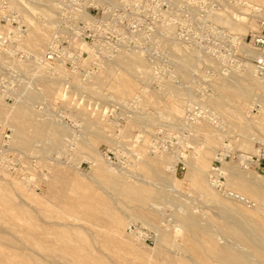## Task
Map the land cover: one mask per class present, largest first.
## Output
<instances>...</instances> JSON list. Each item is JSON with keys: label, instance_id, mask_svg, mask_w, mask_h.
<instances>
[{"label": "rangeland", "instance_id": "rangeland-1", "mask_svg": "<svg viewBox=\"0 0 264 264\" xmlns=\"http://www.w3.org/2000/svg\"><path fill=\"white\" fill-rule=\"evenodd\" d=\"M235 1H239L236 4L233 2L234 6H236L235 8H232V5H225L222 10H224L225 13L230 14L231 16H236L241 13V16L245 18L246 22L248 21L247 24L249 25L248 30L245 32L230 30L223 23H220L216 20H213L215 26H212L210 24L212 23L211 17L205 18L206 15H201L200 13L203 12H201L200 10L195 12L194 14L189 13L188 6L186 5L185 0H182V2L178 0H161L159 7L168 11V13L165 15L161 14L154 16L145 15L144 23L148 22L154 24L153 29L134 31L132 33L131 41L128 42V47L124 49L127 51H138L139 53L142 52V57H144L147 64L150 65L152 71V76L150 77L151 79L141 83L139 81L140 79L137 76H132L131 74L125 72L126 70L123 68L122 63L116 62L115 64V61H111L109 62V64H111L112 66L110 65L111 68L109 66L110 71L108 73L109 75L106 76V79L104 78L105 82L103 81L104 83L100 85L97 84L94 78H87V74H89L91 71H98L101 60L118 51L101 50L99 47L90 46L92 48V52L88 49H85V51L83 50L81 52L82 59H80L79 62H77L75 58H70L69 62H67L68 64L61 63L64 68L71 72L72 76L70 78H74L68 79L69 76L66 74L58 75L59 82L60 80H62V83H68L67 89L69 91L67 92V96L64 99L56 97V88L49 89L48 86L45 85L43 80L39 78L41 77V74L34 71L38 60L33 57L34 52L31 49V46L25 41L19 40L18 37L11 38L10 34H8V31L6 30L7 27L13 28L15 30L17 29V36H19L18 33H20L21 39L25 34L29 33L32 28H34V23L36 21L35 17L37 16L35 14L34 16L32 12L29 11V8H26L24 6H10L9 0H6L5 4L0 3V32L5 33V35L7 36L6 39L12 41L13 44L9 50V53L3 51L4 53L2 52V56L0 55V75L2 74L4 69L10 68L16 69L20 71L22 75H24L22 79L17 82L15 91V96L16 94L17 96L15 100L19 101L21 98L23 100L30 94L31 104L35 108L37 107L36 109L40 110L35 111L37 119L36 122L39 124V127L43 124L47 125V121L52 120L53 122H55V124L61 123L62 126L66 124V127L64 126V129H67L65 130L67 132H61L59 139L55 143L50 139L48 134L37 133L34 131L35 128L33 127L29 128L26 135L24 136V138L27 140V144H22L19 141V136L17 138H14L12 143H10V156L8 159L14 164V167L17 170H10L0 163V175L8 171L10 172V174L12 173L11 175L14 180L15 178H17L16 180H25V183H22L23 189L21 190L16 186L7 191H4L3 189L0 190V212L4 213L5 211V215L0 216V224L5 228L10 229L11 234L13 233L17 237L23 236V233L20 232V229H22L23 226L17 225V222L14 219L21 214L16 211L15 213H13L14 217L8 215L7 212L9 211V208L4 200L5 195H9L10 198H13L14 200L18 199L17 195H22L31 203H33L34 207H36L35 210L37 212L33 211L31 217L29 218V216H27V218H29V220L31 221L33 220L38 224L47 225V222H50L56 218L51 217V214L47 216L42 214L38 208V205L40 203L43 205L47 204L50 209L55 210L57 213H59V215L64 213V215H62V217L64 216V219H74L72 216L65 212L66 209L62 205V201L59 198L53 197L48 190H45V187L47 188V184H49V182L51 183L53 176L59 169L69 171L75 174L78 178H81V180L89 181V179H91L89 177H92V175H98L96 174L98 173L97 166L94 162L98 164L101 163L100 165L106 168L107 166H109V163L106 162L107 160H105L107 158L111 163H113V166L118 167H116L117 170L121 169L120 171H126L125 174H128L130 177V174L132 173V175H137V178H145L147 179V181L156 184L158 188L161 187L160 189H162L163 192L167 194V197L159 199L158 204L141 203L139 200L135 199L136 196L134 193L125 191L123 188L117 190L111 186H107V184L104 185V181L103 183H101V188L100 176V178L97 176V179H99L100 181L99 184L96 181H89L90 188L94 191L96 190L97 193L100 194V202L103 206L111 207L113 209V212L123 215V217L127 215L123 228L125 237L120 238L118 237V234L113 232L117 239H115L113 243L112 241H108L112 244L107 243L108 245L106 249L109 250L106 252L112 261L111 264H168L165 260V258H167V255L169 256V254H171L178 258L179 256L175 254L177 251L171 246L170 241L172 238H174V236L175 238H177V240L181 241V236L179 237V235L185 234V230L180 226V223L177 221V217L173 216V214L178 210L179 206L182 203L185 204L188 210L192 212L194 211V214L200 216L203 220L213 219L215 221H220V219L218 218L219 215L217 209H215L207 200L203 192L195 186V180L184 177L185 172L189 170L187 162H191L194 159L192 158L193 151H195L196 147H203L205 145L201 141L203 140V137L201 136L202 134L191 127V122L187 121L185 117L188 105L199 101H201V103H203V101L206 102L204 107L207 108L208 114L204 117V122L202 121L201 123H204L206 125V128L208 129L210 134L209 138L215 144L211 159L209 160V163H207V171L204 175H201V178H203V180L208 183L211 190L212 188H214L212 191H215L220 195L222 194L221 196L226 197L224 193L213 187L209 181L211 173L210 167L213 165H218L221 166V169L224 170H222L225 174L224 181L226 182V185L229 189L236 192L238 191L230 184V182H228L229 172L227 169H231L233 172L247 178L249 181L252 178V180L256 181L255 184L257 186V189H259V192L264 196V186H261L262 184L264 185V180H261L262 178L264 179V162H262L260 165H257V162H255L251 164L249 168H243L240 166L236 158L241 154L258 155V153L260 152V147L264 145V140H262V138L264 139V99L263 103H260V98H258L259 96H257L254 100H249L242 104L243 113L239 115V118L245 124L248 123L246 127L247 129L243 127V129L245 128L244 130H239L240 127L228 128L220 125L218 117L220 115L218 114V111L214 106V100L218 97L214 88L217 82L225 80L224 78L231 72L235 71L237 73H240L242 70L239 66L241 61L236 63V57L235 60L233 58L223 61L218 56L224 57L223 55L232 54V56L234 57V55H238L239 53H241L239 45H237V43H235L231 37L233 35L242 37L243 39L247 37L245 40L247 43L243 44H248L247 47H252V44H250L251 36L254 32L259 30L260 27L258 28V24L264 17V15H262V18L260 16H258L257 18L255 17L257 21H253L252 14L256 13L253 8L254 6L256 7L257 4L262 3L261 0ZM7 5H9V7H6ZM213 5V7L215 8L220 7V4H218V2L213 3ZM204 9L205 6L202 10ZM7 13L14 15V21L7 22L6 20H3V17L7 15ZM56 19L57 14L55 17V22L51 24L52 27L50 26L51 28L49 27L48 29L50 40L54 33ZM32 21L33 23H31ZM170 27L173 28L172 31L169 30ZM49 42L47 41V44H45L43 48V52L41 54L42 60L48 49L47 47ZM174 42L179 44V49L171 48L170 44ZM72 47L73 49H76L75 47L77 46ZM173 51L175 54L173 53ZM185 53H187L188 55L186 56ZM10 54L11 56H9ZM189 55H191V59L189 58ZM178 56H180V60L182 56L185 60V63L184 61H180L178 59ZM14 58L17 60H15ZM247 60L253 62V59L245 58V61ZM71 62L73 64H71ZM186 63H189L188 65L190 68L186 66ZM112 67L114 68V70ZM35 72L37 73V75L35 74ZM209 74L212 75V80V77L209 76ZM128 75H130L131 77ZM78 76L81 77V81L85 78H87V80L89 79V83L87 84V86H89L90 88L79 85L78 83L80 81H78ZM129 77L132 78L131 80L133 84L129 87L121 86L120 84ZM211 81L213 82L212 85L209 84ZM167 82L170 83L177 91H164L165 87L163 84ZM72 84H75V86ZM223 84L226 85L225 81L223 82ZM61 87L65 89V85H61ZM74 87H77V89ZM162 91H164V93H162ZM185 91H188L187 93L190 96L187 95ZM0 93L2 94L1 91ZM191 95L194 97V100H189ZM209 98L212 99L207 102ZM3 100L4 101L2 102H5L6 108L4 110L3 116L0 117V133L8 129L11 138L13 129L11 125L13 124V121L8 120L7 118H11L9 108L12 105L14 106L16 101L7 100L6 98H4ZM222 100L226 104V107L231 110L238 103L229 96L222 97ZM253 101H257L261 104L259 111H255L254 114L251 113V106L249 107V105H252ZM165 106L174 107L177 108V110H168L164 108ZM106 107L113 109L112 114L116 113L118 117L122 118L119 126L115 125L112 121L109 120V117H107L108 112H104V108ZM58 110H63V113L69 116L70 119L78 120L80 122L79 128L61 120L57 115ZM5 114H7V117L5 116ZM44 121H46L47 123H45ZM215 121L217 122L215 123ZM99 127L105 128L106 134L111 136L108 137L113 138L114 141H109V139L107 141V139L105 140L104 138H96L95 130L99 129ZM78 129L79 132H81V135H79L78 137L73 136L74 132H77ZM138 135L140 137H138ZM192 135H194L195 137ZM199 136L201 137L198 138ZM81 137H83L85 141L86 139L91 141L92 145L89 148L81 145V143L84 141L83 138V140L80 139ZM136 137H138L139 139ZM250 139L260 140V142L254 143V145L250 149L245 148L243 142L250 141ZM155 140L166 144L168 148H160L164 150L161 152L153 149L152 142L154 143ZM226 143H228L229 145V150L232 157H227L226 159H223L224 161L221 160L223 161L222 164L216 163V159H219L217 155H219V152L222 151L224 144ZM73 147L74 149H72ZM94 150H99L101 154L96 152L94 153ZM158 154L160 155V157L158 156ZM87 155L89 157H93L92 160L90 158L91 161H89ZM146 156H149L152 161L154 159V162L157 161V163H161L160 169L164 174L162 178H155L152 174L149 173V171L144 169L143 160L146 159ZM73 158L75 161L71 162ZM68 162L75 163L76 168L80 171L68 167ZM60 166H62L63 168H61ZM55 167L57 169H54ZM51 173H53V176L51 175ZM19 176L21 177L19 178ZM132 177L134 180L136 179L134 175ZM257 177H259V179ZM128 179L130 178L128 177ZM239 194H241L244 198H250V200L253 202V206L255 208H260L258 214V226H261L264 229V198L262 197V194H259L258 196L252 195V197L244 194L243 192H240ZM57 204L62 205V207H57ZM246 205L249 206V203L247 202ZM50 206H52L53 208H51ZM145 211H148L147 213H149L147 216V219L149 221L144 222L143 220H141L142 218L131 217L132 213L137 214L139 212ZM35 213H38L37 215L40 217H38ZM100 217H102L103 224L108 225L110 223V217L107 216L106 218L103 214H101ZM43 221H45L46 224ZM130 222L138 223L139 225L150 229L153 233V238L142 242L135 241L136 243H134V241L131 239L133 237L129 235L130 231L128 229V224ZM164 228L168 229L169 232L168 237L166 238V240L168 239L167 241H169V244L168 242L163 241L162 243L166 244H161V240L158 238L157 231L155 230ZM178 228H181V230L183 229L182 233H178L179 235L177 233H174ZM209 228L210 229H208V232H211V229H215L213 228V226H210ZM49 239L50 237L48 235L44 237V240L46 241ZM101 239L102 238L99 239V242L103 241V239ZM219 239L221 242L225 240L221 237H219ZM229 241L233 242L231 239H229ZM31 246L34 250L39 251L37 245ZM252 247L253 246L248 245L244 248L253 250ZM0 249H4V245H2L1 243ZM6 250H9L8 253H10V251L12 252V249L5 248V251ZM12 260L13 259H9L8 261L11 262ZM255 264L259 263L255 262Z\"/></svg>", "mask_w": 264, "mask_h": 264}, {"label": "bare ground", "instance_id": "bare-ground-1", "mask_svg": "<svg viewBox=\"0 0 264 264\" xmlns=\"http://www.w3.org/2000/svg\"><path fill=\"white\" fill-rule=\"evenodd\" d=\"M9 1H10V6L11 5L24 6L26 8H29V11H31L33 15L35 14L37 16L35 17L36 21L34 20L35 21L34 28L31 27L32 30H30L29 33L25 34L21 39H20L21 37L20 33H18L19 36H17V31H18L17 29L15 30L13 28L7 27L6 30L8 31V34H10L11 38L18 37L19 40H23L31 46V49L34 52L33 57L36 60H38L37 64L35 63L36 66L34 68V71L41 74V77L39 76L37 77L41 78V80H43V82L45 83V85L48 86L49 89L56 88L55 89L56 97H59L60 99H64L67 96V92L64 90L63 87H61V85H66V84H64L65 82L62 83V80H60L59 82L58 75L66 74L69 76L68 79H74V78H70L72 76L71 72L67 70L66 68H64L61 63H57V62L43 63L42 55H41L45 44H47V41L49 42L50 40L48 29L51 26V24L55 22L56 11H57V5L55 1L54 0H9ZM261 1L262 3H259L260 5L257 4L256 7L254 6L253 8L256 12L255 14H252L253 21H257L256 18L258 16L262 18V15H264V0H261ZM6 7H9V5H7ZM212 16L214 20L220 23H223L225 26H227L230 30H233V31L245 32L249 28V25L247 24L248 21L246 22L245 18L241 16V13H239L236 16H231L230 14L225 13L224 10H221L219 12L213 13ZM262 19H264V17ZM31 23H33V21ZM259 27H260V22L258 24V28ZM75 44H77L82 49V51L83 50L85 51V49H88L89 51L92 52L91 50L92 48L90 47V45L88 43H85L84 41H79V42L77 41ZM170 45H171V48L173 49L175 48L179 49L178 48L179 44L175 42L171 43ZM245 45L243 44V46L241 47V51L243 52V54L249 59L257 58L259 55V52L253 46L247 47L248 44L246 46ZM2 52H3V49L0 48V55L2 54ZM141 53H139L138 51H134V50L133 51L121 50L116 53L110 54L108 57L103 58V60H101L99 64V70L98 71L96 70L95 72L91 71L89 74H87V78L88 77H90L89 79L94 78L97 84L99 85L104 83L105 82L104 78L106 79V76L109 75L108 74L110 71L109 69L112 66L111 64H109V62L115 61V64L116 62L122 63L123 68L126 70L125 72H127L128 74H131L132 76L133 75L137 76L140 79L139 81L141 83H143L144 81H148L149 79H151L150 77L152 76L151 75L152 71H151L150 65L147 64L144 57H142ZM11 54L9 56H11ZM185 54L186 56L188 55L187 53ZM190 56L191 55H189V58L191 59ZM179 57L180 56H178V59ZM182 59L183 57L181 56V60L180 59L179 60L184 61L185 63V60L184 59L182 60ZM188 64L186 66L190 68ZM239 66L241 67L243 71L241 70L240 73H237L235 71L231 72L229 75H227L224 78L225 80L219 81L215 85L214 88H215V91L218 97L214 100V106L216 110L218 111V114L220 115L218 116L220 125L228 127V128H231V127L239 128L240 127L239 130H241L243 129V127L246 128L248 125V123L245 124L239 118V115L243 113L242 104L249 100H254L257 96H259L258 98H260L259 102L263 103L264 80H262L259 77L257 78L256 76L257 74H255L256 67L253 62L244 60V61H241ZM36 72L35 74L37 75ZM130 77L124 80L123 83H121L120 85L123 87L131 86L133 82L131 80L132 78ZM78 78H79L78 81H80L78 83L79 85H82L83 87H86V88H90L89 86H87V84L89 83V79L87 80V78H85L84 80L82 79L81 81L80 79L81 77L78 76ZM224 81L226 85L223 84ZM75 84H72V85L75 86ZM163 85L165 87L164 91L166 90L167 92H174V90H176L168 82ZM74 88L77 89V87H74ZM164 91H162V93H164ZM187 92L185 91V93ZM187 95L189 94L187 93ZM225 96L232 97L236 102H238L236 106L233 107L232 110L226 107V104L223 102L222 97H225ZM3 99H4V95L0 93V117L3 116L4 110L6 108L5 102L4 103L2 102L4 101ZM30 99H31V96L29 94L23 100L22 98L19 101L17 100L18 102L15 100L16 101L15 105L14 106L12 105L9 108L11 118L10 119L7 118V119L13 121V124L11 125L13 127L12 135H11L9 142L12 143L14 138H17L19 136V141L22 144H27L26 142L27 140L24 138V136L26 135L28 129L31 127L35 128L34 131L37 133L48 134L50 139L54 143L57 142V140L59 139V136L61 135V132H64L65 130H67V129H64L66 127L65 126L66 124L62 126L61 123L55 124V122H53L52 120H49L47 121L48 123L44 121L45 123H47V125L43 124L45 126L41 125L39 127V124L36 122L37 119H36L35 111H40V110L36 109L37 107L35 108L31 104ZM211 99L212 98H209L207 102L210 101ZM189 100H194V97L191 95ZM199 102L201 103V101ZM201 104L204 106L206 102L203 101V103ZM250 106L251 105H249V107ZM164 108L168 110L170 109L177 110V108L170 107V106H165ZM6 115L7 114H5V116ZM202 121L204 122V118L191 123V127H193L195 130H197L198 132L202 134L201 136L203 137L202 138L203 140L201 141L205 145L203 147H196L195 151H193V154H192V158L194 159L191 162L186 161L187 165L189 166V170L185 172L184 177L195 180V186L203 192L207 200L212 204V206L215 209H217V212L219 215L218 218L220 219V221H215L209 218H207L209 220H203L200 216H197L196 214H194L195 213L194 211L192 212L188 210L185 204L182 203L179 206L178 210L173 214V216L177 217V221L180 223V226L185 230V234L179 235L178 233H182L183 229L181 230V228L180 229L178 228L179 230L176 229V232L174 233L175 234L177 233L179 237L181 236V241L177 240V238H175L174 235H173L174 238H172L170 241L171 246L175 248L177 251L175 254H177L179 257L177 258L169 254V256L167 255V258H165V260L168 264H255V262L259 264H264V229L261 226L260 227L258 226V214H259L260 208L259 207L255 208L250 198L247 199L245 197L244 198L245 201H238L227 195L226 197L221 196L222 194L220 195L219 193L212 191L214 188L211 187L212 188L211 190L209 188L208 183H206L205 180L201 178V175H204L205 172L207 171V163H209V160L211 159L212 153L215 148V144L209 138L210 137L209 131L206 128V125L204 123H201ZM95 131H96L95 132L96 138H104L105 140L107 139V141L108 139L109 141H114L113 138L108 137L110 135L106 134L105 128L99 127V129ZM201 136H199L198 138H200ZM138 137L140 136L138 135ZM82 138L83 137H81L80 139ZM262 140L264 139L262 138ZM256 142H260V140L250 139V141H244L243 145L245 146V148L250 149ZM81 145H83L86 148H89L92 145V142L89 141L88 139H86L85 141L84 139ZM72 149H74V147ZM95 152L101 154L99 150H94V153ZM158 156L160 157L159 154ZM148 157L146 156V159L143 160L144 169L149 171V173L152 174L155 178H158V179L162 178L164 174H163V171L160 169L161 163H157V161L154 162L155 161L154 159L152 161V159ZM87 158L89 159V161H91L93 157H89L87 155ZM218 158L223 160V158H220L219 156ZM70 160H71V157H70ZM105 160H107L106 162L109 163V166H107L106 168L100 165L101 163L98 164L94 162L95 165L97 166L98 173L96 174H98L97 175L98 177L99 176L101 177V182L99 181V179H97L98 177L95 175H92V177H89L91 178L89 179V181H96L98 184L100 182V186H101V183H103L104 181V185L107 184V186H111L117 190L123 188L125 191L134 193L136 196L135 199L139 200L141 203L158 204L159 199L167 197V194H165L163 190L160 189L161 187L158 188L156 184H154L153 182L147 181V179L145 178H139V177L137 178V175L135 176V174H133L134 177L136 178L134 180L132 177L133 176L132 173L130 174L131 175L130 177L128 174H125L126 171L124 172L122 170L123 171L122 172L120 171L121 169L117 170L118 167L116 166L117 167L116 168L115 166H113V163H111L107 158ZM74 161L75 160L73 158L71 162H74ZM71 162H68L67 164L68 167H71L72 169H77L76 164L71 163ZM60 167L63 168L62 166ZM54 169H57V168L55 167ZM210 170H211V173H210L209 181L212 184V186L215 187L213 183V179H212L213 174L215 172L214 165L210 167ZM218 170H220L224 174L223 172L224 170L221 169V167ZM227 170L229 172L228 182H230V184L236 190H238L237 193L243 192L244 194L251 196V197L252 195L258 196L259 194H262L259 192V189H257V186L255 184L256 181L252 180V178L249 181L247 178L240 176L238 173L233 172L231 169H227ZM77 171H80V170L77 169ZM11 174L10 172L7 171V172H4V174L0 175V190L3 189L4 191H7L15 186L20 190L23 189L22 183L25 180L24 181L19 180V179L16 180L17 178H15L16 180L15 181ZM51 175L53 176V173H51ZM20 177L21 176H19V178ZM128 177L130 179H128ZM257 178L259 179V177ZM261 180H264V179L262 178ZM89 181L81 180V178H78L75 174L69 171L61 170V169L57 170V172L53 176V179L51 180V183L49 182V184H47L48 185L47 188L44 186L45 190H48L53 197L59 198L62 201L63 207L66 209L65 212L68 213L70 216H72L74 219H71V220L66 219V218L64 219V216L62 217L64 213L59 215V213H57L55 210L50 209L47 206V204L45 205L41 203L39 205L37 204L42 214L46 216L51 214L50 215L51 217H56L54 220L47 222V225H41V224L34 222L33 220L32 221L29 220V218L33 214V211L35 212L37 211L35 210L36 207H34L33 203H31L27 198L23 197L22 195L18 196L16 193L18 199L14 200L13 198H10L9 195L7 196L5 195L4 200H5L6 205L9 208V211L7 212L8 215L14 217L13 213H15L16 211H18L21 214V215H18L14 219L16 220L17 225L23 226V228L20 229V232L23 233V236L17 237L13 233L11 234L10 229H7L3 227V225L0 224V243L4 245V249H0V264H111L112 261L106 252L109 250V249L108 250L106 249L108 245L107 243H111L108 241H112L113 243L115 239H117V237H115L113 232L118 234V237L120 238L125 237L123 228L125 225V218L127 215L123 217V215L113 212V209L111 207L103 206L100 202V194H98L96 190L94 191L93 189L90 188ZM225 185H226V182H225ZM261 186L263 187L264 185L262 184ZM262 197L264 198L263 194H262ZM247 202H250L249 206L246 205ZM62 205H58L57 207H62ZM50 207L53 208L52 206ZM147 212L145 211V212H139L137 214L135 213H132V214L129 213V214H131L132 218H137V217L142 218L141 220L146 222V221H149L147 219L148 218L147 216L149 213ZM4 213L0 212V216L5 215ZM101 214H103L104 217L106 218L107 216L110 217V223L108 225L102 223V217H100ZM27 216H29V218H27ZM43 222L45 223V221ZM131 222L128 224V227L130 226V224H132ZM210 226H213V228L215 229H211L212 231L208 232V229H210L209 228ZM155 230L157 231L158 238L161 240V244H166V243H162V241L168 242L169 244V241H167L168 239L166 240L169 234L168 229L164 228V229H158V230L155 229ZM129 233H130L129 235L133 237L131 239L134 241V243H136L135 241L137 242L145 241L144 235L142 236L135 232H129ZM46 235L50 237V239L47 241L44 240V237ZM219 237L225 240L223 241L222 239L223 242H221ZM100 238L103 239L102 242H99ZM229 239H231L233 242H230ZM244 242L247 245H245ZM159 244H160V241H159ZM31 245H37L39 251L34 250ZM248 245L253 246L252 247L253 250L244 248ZM5 248L12 249V252L10 251V253H8L9 250L5 251ZM9 259H13L12 260L13 262L12 261L9 262L8 261Z\"/></svg>", "mask_w": 264, "mask_h": 264}, {"label": "built area", "instance_id": "built-area-1", "mask_svg": "<svg viewBox=\"0 0 264 264\" xmlns=\"http://www.w3.org/2000/svg\"><path fill=\"white\" fill-rule=\"evenodd\" d=\"M57 5V19L54 33L48 44V49L43 57L42 62L51 63H65L68 64L69 59L75 58L77 62L82 59V49L75 44L77 41H84L88 43L91 47H99L101 50L107 51H121L128 47V42L131 41L132 33L134 31H144L148 29H153L152 23H144V16H154V15H165L168 11L159 7L161 0H54ZM182 2V0H178ZM220 4L219 8L213 7V3ZM1 3L6 2V0H0ZM177 2V1H176ZM188 6L189 13L193 14L197 11H201V15H206L205 18L211 17L212 26H215L212 14L221 11L225 5H232L235 8L239 1L235 0H185ZM205 5H204V3ZM234 2V3H233ZM240 5V4H238ZM205 6V9L203 7ZM3 20L14 21V15L8 14L3 17ZM210 22V21H208ZM12 25V24H11ZM174 27V26H173ZM173 28L170 27L169 30ZM226 29V28H225ZM6 35L0 32V48L3 51L9 53L12 41L6 39ZM237 45H239L240 52L238 55L232 56L223 55L224 57L218 56L221 60H235L236 63L245 60L247 58L241 51L243 43H247L245 39L239 36H231ZM242 38V39H241ZM250 44L259 52L257 58L253 59L256 67V74L259 78L264 80V19L260 21V28L258 31L254 32L250 39ZM72 46L76 49H73ZM130 46V45H129ZM8 50V51H7ZM73 56V57H72ZM71 64H73L71 62ZM206 75V74H205ZM24 75L16 69H4L0 75V91L7 100H15V91L17 82L22 79ZM212 77V75L209 74ZM208 76V77H209ZM210 77V78H211ZM213 77L211 78V80ZM68 84V83H67ZM65 85V91L68 92V85ZM210 85L213 84L211 81ZM261 104L257 101H253L251 105V113L254 114L255 111H259ZM110 108H104V112H108L109 120L115 125L120 124L122 118L118 117L116 113L112 114ZM208 114V110L200 102H194L188 105L186 109V120L191 123L196 122L199 119H203ZM58 117L68 124H71L77 128L80 126L78 120H72L69 116L63 113V110L57 111ZM214 121V119H213ZM217 121H215L216 123ZM79 129L74 132L73 136H79ZM72 136V137H73ZM71 137V138H72ZM10 134L9 130L6 129L0 133V163L6 166L8 169L17 170L14 164L8 159L10 156ZM152 148L161 152L162 149L168 148L164 143L158 140L152 142ZM162 148V149H160ZM258 155L256 154H241L238 155L237 161L243 168H249V166L255 162L260 165L264 162V145L259 149ZM228 143L224 144L222 151L219 152V157L226 159L227 157H232L230 154ZM216 163H221V159H216ZM215 164V163H213ZM221 166L214 165L215 172L213 174V183L217 189L222 191L227 196L234 198L238 201H245L244 197L237 192L228 189L225 185L223 174L218 170ZM250 204V202H248ZM130 232H135L140 235H144L145 240L153 238V233L150 229L139 225L138 223H132L128 227Z\"/></svg>", "mask_w": 264, "mask_h": 264}]
</instances>
